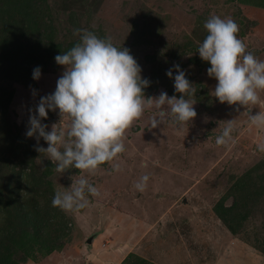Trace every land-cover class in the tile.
Here are the masks:
<instances>
[{
	"label": "rangeland",
	"instance_id": "374dc122",
	"mask_svg": "<svg viewBox=\"0 0 264 264\" xmlns=\"http://www.w3.org/2000/svg\"><path fill=\"white\" fill-rule=\"evenodd\" d=\"M42 4L44 13L49 11L55 18L62 39L80 40L74 30L86 29L110 38L118 48L129 49L142 69V78L150 81L144 89L146 98L158 97L162 91L169 97H180L174 89L173 65L178 64L197 90L193 105L197 116L189 125L177 126L169 119L150 129L149 121L156 110H146L126 133V151L114 162L102 165L95 175L76 169L61 174L46 153L35 150V172L46 166L51 182L43 196L33 192L36 200L30 202L42 210L39 218L45 246L27 245L34 257L17 262L70 264L73 259L76 264H264V185H259L264 180L253 181L260 168L264 169V152L257 147L264 143V132L250 126L248 117L241 114L243 108L235 111L236 105L221 104L214 97L217 81L208 76L210 64L197 52L207 35L204 23L216 15L232 18L248 51L264 61V0H100L97 12L73 6L69 10L73 16L59 12L57 0ZM39 68V80L23 77L15 81L0 70L1 170L8 169L4 158L11 156L3 149L11 151L10 159L15 161L14 149L19 153L37 146L35 138L26 136L29 116L36 114L41 97L55 91L64 71L55 59ZM170 68L172 78L166 76ZM260 95L264 100V92ZM257 111L264 112V104L252 110L253 114ZM231 119L235 120V144L217 146L216 137L226 126L225 121ZM41 123L51 131L53 124L66 129L69 121L61 118L57 109L48 111ZM19 137L27 146L21 147ZM10 146L12 149L7 148ZM39 146L48 145L41 138ZM113 164H119L121 170H113ZM245 172L249 177L243 178ZM4 173L13 179V175ZM82 175L100 195H89V205L76 212L53 207L55 192L68 190ZM145 175L149 177L147 188L139 192L135 184ZM6 177L0 175L1 194L7 193L13 183ZM240 179L250 193L261 188L250 200L238 232L232 233L214 205L230 195ZM2 219L4 210L0 206V224ZM117 249L119 252L113 253ZM20 251L13 256L19 257ZM123 256L126 258L118 263Z\"/></svg>",
	"mask_w": 264,
	"mask_h": 264
},
{
	"label": "clouds",
	"instance_id": "9594fccd",
	"mask_svg": "<svg viewBox=\"0 0 264 264\" xmlns=\"http://www.w3.org/2000/svg\"><path fill=\"white\" fill-rule=\"evenodd\" d=\"M207 35L198 47L202 61L210 64L209 77L217 83L214 97L229 106L236 105L235 111L248 117L250 126L264 132V112L252 110L264 104L260 93L264 92V61L259 60L239 38V25L232 18L212 15L205 23ZM80 40L69 51L55 56V62L64 67L52 94L40 98L35 115L30 114L26 136L35 138V150L46 153L48 160L63 174L76 169L82 174L95 175L102 165L114 162L126 151V133L140 120L146 110L155 109L150 118V129L171 120L175 125H189L197 116L193 105L196 89L186 78L185 71L174 64L175 92L169 97L161 92L158 97H145L144 89L150 86L142 78L141 67L130 54L129 49L116 47L110 38H101L86 29H75ZM41 69H33V80H39ZM173 77V69L166 71ZM35 95V92H33ZM191 97V99H189ZM58 109L61 118L66 117V129L53 124L51 131L41 123L47 119L48 111ZM226 126L216 137L217 146L235 144L233 132L235 120L225 121ZM47 148L39 146V140ZM264 152V143L258 144ZM42 163V161H41ZM113 170L120 171L119 164ZM147 175L135 184L139 192L147 188ZM63 192H55L52 205L71 213L89 205V195L98 197L99 190L82 175Z\"/></svg>",
	"mask_w": 264,
	"mask_h": 264
},
{
	"label": "trees",
	"instance_id": "16d2710c",
	"mask_svg": "<svg viewBox=\"0 0 264 264\" xmlns=\"http://www.w3.org/2000/svg\"><path fill=\"white\" fill-rule=\"evenodd\" d=\"M45 1L0 0V70L7 72L5 75L7 78L18 81L19 78L24 77L31 80L33 67L48 63L55 56L69 51L79 42L78 39L66 40L65 37L62 39L59 36L55 18L50 17L52 14L49 11L44 13L45 8L42 7V3ZM57 2L59 12L68 13L71 16L74 13L69 10L73 6L75 8L79 6L84 11L97 12L100 5V0H57ZM44 15L49 18L45 19ZM189 48L197 49L196 46ZM30 65L32 67H29ZM18 141L21 147L27 146L26 141L21 137L18 138ZM7 148L12 149V146ZM27 149L24 148L19 153H17L18 149H14L13 152L16 155H13V160L15 161L10 159L11 151L3 149L8 151L11 156L4 158L9 167L5 170L0 169V175L3 178L6 177L4 172L13 175V179L6 177L13 183L9 184L7 193L1 194L0 190V206L4 210V220L2 219L3 223L0 224V264H20L17 262L18 259H21L22 262L27 257H34L27 245H38L39 248L45 246L41 240V238H46L44 227L41 226L42 219L39 218L42 210H39L34 204L31 205L30 202L36 200V195H33V192L37 196H43L41 195L43 190L46 191L51 182L47 179L49 172L46 166L40 172H35V147ZM20 156H23V159ZM244 174L243 178L249 177L248 172ZM263 178L264 169L260 168L258 177L253 181L264 180ZM30 184L32 186L28 187ZM259 185H264V181ZM257 191L248 192L243 180L240 179L236 182L235 188L230 191L231 194L222 197L214 205L215 212L230 232H238L241 226L240 221L246 217L250 209L249 202ZM5 194L8 196H4ZM52 247L55 245L49 246V248ZM18 249H21L19 252L21 255L13 256Z\"/></svg>",
	"mask_w": 264,
	"mask_h": 264
},
{
	"label": "crops",
	"instance_id": "0c3cea01",
	"mask_svg": "<svg viewBox=\"0 0 264 264\" xmlns=\"http://www.w3.org/2000/svg\"><path fill=\"white\" fill-rule=\"evenodd\" d=\"M120 245H122V244H120ZM121 248H122V247H120V249H121ZM120 249L114 250L113 253H117V252H119L118 250H120ZM119 255H121V253H120ZM125 258H126V256H123V258H120V259L118 260L119 262H118V261H117V262H118V263H121L122 260H124ZM106 260H108V262H110V261H109V258H107V257H105V261H106ZM70 264H76V261L73 260V259H71ZM77 264H78V263H77ZM109 264H110V263H109Z\"/></svg>",
	"mask_w": 264,
	"mask_h": 264
},
{
	"label": "water",
	"instance_id": "95a60500",
	"mask_svg": "<svg viewBox=\"0 0 264 264\" xmlns=\"http://www.w3.org/2000/svg\"><path fill=\"white\" fill-rule=\"evenodd\" d=\"M91 236H89L88 238H87V242L89 243V242H91Z\"/></svg>",
	"mask_w": 264,
	"mask_h": 264
}]
</instances>
